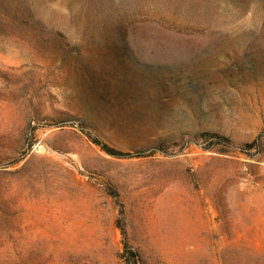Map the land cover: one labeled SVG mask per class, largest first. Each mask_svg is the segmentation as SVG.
Instances as JSON below:
<instances>
[{"label":"rangeland","instance_id":"obj_1","mask_svg":"<svg viewBox=\"0 0 264 264\" xmlns=\"http://www.w3.org/2000/svg\"><path fill=\"white\" fill-rule=\"evenodd\" d=\"M0 264H264V0H0Z\"/></svg>","mask_w":264,"mask_h":264},{"label":"trees","instance_id":"obj_2","mask_svg":"<svg viewBox=\"0 0 264 264\" xmlns=\"http://www.w3.org/2000/svg\"><path fill=\"white\" fill-rule=\"evenodd\" d=\"M96 143H98L99 145H101L99 142H96ZM102 148L104 149V150H106V151H108L111 155H113V156H117V155H124V156H127V155H130V154H116V152H114V150H111L110 148H108V146H106V145H103L102 146Z\"/></svg>","mask_w":264,"mask_h":264}]
</instances>
